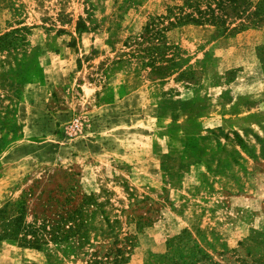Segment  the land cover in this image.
Segmentation results:
<instances>
[{"label":"rangeland","instance_id":"obj_1","mask_svg":"<svg viewBox=\"0 0 264 264\" xmlns=\"http://www.w3.org/2000/svg\"><path fill=\"white\" fill-rule=\"evenodd\" d=\"M176 2L0 0V212L30 223L57 183L91 197L85 239L0 240V264H89L129 234L126 264L264 260V21L175 28L153 71L135 43Z\"/></svg>","mask_w":264,"mask_h":264},{"label":"trees","instance_id":"obj_2","mask_svg":"<svg viewBox=\"0 0 264 264\" xmlns=\"http://www.w3.org/2000/svg\"><path fill=\"white\" fill-rule=\"evenodd\" d=\"M253 8L255 11L251 12ZM263 21V4L255 6L252 0H177L165 15L147 22L143 34L135 44L139 47L148 46L150 55L147 65L153 68V71H158L161 68L156 67V64L163 60L162 53L172 51L170 55H175L177 48L165 42L166 34L175 28L188 24L209 25L226 34L243 31L245 24L249 22L256 24ZM38 201L32 209L30 223L25 221L24 206L19 216L10 219L5 218V212H0V240H14L21 246L40 250L49 243L58 244L72 238L85 239L86 222L83 217L91 197L77 190L75 186L66 187L57 183L54 188L41 192ZM146 204L151 205L149 200L137 202L136 210H143ZM134 211L129 223L134 224L136 232H141L152 223L147 217L150 209L143 215H135ZM182 240L183 237H179L171 243ZM134 242L135 236L129 234L128 237L112 244L97 245L90 254L89 264H126ZM193 258L191 262L180 259L174 264H264L263 259L250 260L249 255L242 257L240 252L235 250L222 255L220 263L213 262L205 254Z\"/></svg>","mask_w":264,"mask_h":264}]
</instances>
